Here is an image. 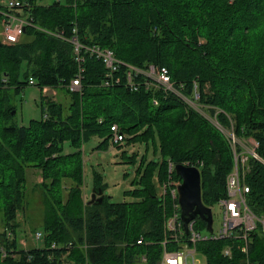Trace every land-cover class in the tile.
I'll return each instance as SVG.
<instances>
[{
  "label": "trees",
  "instance_id": "obj_1",
  "mask_svg": "<svg viewBox=\"0 0 264 264\" xmlns=\"http://www.w3.org/2000/svg\"><path fill=\"white\" fill-rule=\"evenodd\" d=\"M17 1L13 12L31 24L17 43L4 42L0 27V264H159L172 200L158 196L154 178L162 184L170 162H203L202 202L213 208L226 195L234 165L227 131L240 142L257 141L264 160V0ZM74 36L85 48L113 51L123 62L113 77L96 57L75 61ZM150 64L166 67L177 91L197 108L156 86L145 75ZM79 73L81 89L71 91ZM31 79L69 101L43 95L42 117L19 126L11 98L32 86ZM114 124L127 143L152 144L155 159L143 157L136 171L133 183L140 188L129 193L137 200L116 203L104 194L102 203L88 204L82 146L92 137L107 143ZM67 142L70 153L64 152ZM27 168L41 172L47 193L44 244L26 249L18 217L28 203ZM94 175V188L104 191L102 176ZM244 176L247 205L264 216V162L250 157ZM197 219L196 229L206 228ZM241 244L219 239L197 248L206 264H264L260 229L251 234L247 253ZM227 245L231 256L222 253Z\"/></svg>",
  "mask_w": 264,
  "mask_h": 264
},
{
  "label": "built area",
  "instance_id": "obj_2",
  "mask_svg": "<svg viewBox=\"0 0 264 264\" xmlns=\"http://www.w3.org/2000/svg\"><path fill=\"white\" fill-rule=\"evenodd\" d=\"M2 3L7 8L0 24L2 39L7 43H17L26 31V27L31 24V21L27 17L13 12L17 6H20L19 1L4 0ZM74 32H76V30H74ZM59 36L61 37V35ZM70 41L74 45L75 61L78 64L83 62V54H88L91 57L100 59L104 63L108 77H113L114 73L118 71L119 61L110 49H104L99 45H89L85 48L79 42L77 36L72 37ZM130 68L137 71L135 68ZM146 76L150 78L156 86L162 87L168 92L181 94L174 87L175 85L166 68H158L153 64L149 65L146 70ZM81 79L79 73L69 84V89L71 91H79L81 89ZM129 81H131V77H129ZM30 84H35L33 79L30 80ZM106 84L109 85V82L107 81ZM183 87L184 85H180L181 89H183ZM50 91L51 93H49ZM42 93L44 96L50 98L57 95L56 90L48 86L42 88ZM185 102L196 107L194 102L190 99H185ZM215 126L220 128L217 121ZM111 133V140L116 146L126 140V134H124L116 124L111 126ZM226 134L231 141L234 165L232 171L226 177V195L216 203L222 216V225L217 231L213 229L212 232L207 231L206 234H203L196 229V219H194L189 222L187 231L185 230L184 221L181 217L178 193V188L182 184V179L173 177V172H176L175 164L170 162L169 176L162 183V199L164 200V198L168 196L171 198L172 210L167 215L164 222V239L161 242L163 253L159 264H206L205 255L197 248L198 244L203 241L219 239H228L231 242L242 241L241 249L244 253H247L251 234L257 229H260L264 233V216L255 214L247 205V196L250 192V187L245 182L244 176V165L250 157L264 162L256 152V148L259 144L254 139L240 142L233 132L227 131ZM184 165L196 167L200 170L203 163L199 161L186 162ZM210 209L212 211V208ZM42 236V233L39 231L35 233L36 239H41ZM222 253L225 256H231V245H227ZM195 256L202 257L204 262H199Z\"/></svg>",
  "mask_w": 264,
  "mask_h": 264
},
{
  "label": "rangeland",
  "instance_id": "obj_3",
  "mask_svg": "<svg viewBox=\"0 0 264 264\" xmlns=\"http://www.w3.org/2000/svg\"><path fill=\"white\" fill-rule=\"evenodd\" d=\"M53 1L55 0H39L38 3L49 5ZM61 1L64 2V0ZM42 96L41 88L33 85L25 86L22 91L13 93L11 103L16 106L14 122L17 125L27 126L31 120L42 117ZM65 98L68 100L69 96L58 91L57 95L52 99L63 102ZM216 121L215 118L212 119L215 125ZM103 141V138L92 137L82 146L84 161V198L87 201L91 199L94 189V174L98 173L102 176L103 182L106 184L104 194L110 197V201L119 203L137 200V196L130 194L129 191L140 188V185L133 182L143 157H146L148 161L155 159L152 144H149V146L142 143L133 144L127 143L125 140L120 146H116L113 144L111 138L107 143H103ZM64 146L65 153H70L74 150L68 142ZM26 177L28 203L25 210L19 212L18 221L20 228L18 232L21 246L27 249L32 246H42L44 244L43 240L35 238V233L42 231L40 230V226H42L45 218L44 196L47 191L42 186V174L39 170L27 168ZM154 184L158 196L162 198V184L159 183L156 177L154 178ZM212 215L213 229L217 231L222 225V216L218 206H213ZM199 220H196V227L199 226ZM199 230L203 234L207 233L206 228ZM0 231H2V227H0ZM195 258L201 263L204 262L202 257L195 256Z\"/></svg>",
  "mask_w": 264,
  "mask_h": 264
},
{
  "label": "water",
  "instance_id": "obj_4",
  "mask_svg": "<svg viewBox=\"0 0 264 264\" xmlns=\"http://www.w3.org/2000/svg\"><path fill=\"white\" fill-rule=\"evenodd\" d=\"M16 111H13L15 114ZM176 174L182 179V184L178 188L181 217L187 231L190 221L200 217L203 219L209 232L213 230V215L209 207L202 202L201 173L196 167H188L183 164L175 165ZM104 191L94 189L88 204L94 202L102 203Z\"/></svg>",
  "mask_w": 264,
  "mask_h": 264
},
{
  "label": "bare ground",
  "instance_id": "obj_5",
  "mask_svg": "<svg viewBox=\"0 0 264 264\" xmlns=\"http://www.w3.org/2000/svg\"><path fill=\"white\" fill-rule=\"evenodd\" d=\"M119 61V60H118ZM123 62H121V61H119V67H120V65L122 64ZM150 65H152V64H150ZM154 65V64H153ZM157 66V65H156ZM119 67H118V70H119ZM149 67V66H148ZM158 68H166V67H162V66H157ZM167 69V68H166ZM168 70V69H167ZM145 75H146V72H145ZM170 75V74H169ZM150 79V78H149ZM179 95V94H178ZM180 97H181V99L182 100H184L185 101V99H188L185 95H183V94H180L179 95ZM199 162H201V163H203L202 161H199ZM164 239V238H163ZM139 243H141V240L139 241ZM163 247V246H162Z\"/></svg>",
  "mask_w": 264,
  "mask_h": 264
},
{
  "label": "flooded vegetation",
  "instance_id": "obj_6",
  "mask_svg": "<svg viewBox=\"0 0 264 264\" xmlns=\"http://www.w3.org/2000/svg\"><path fill=\"white\" fill-rule=\"evenodd\" d=\"M94 189H96V190H97V188H94ZM94 189H93V190H94Z\"/></svg>",
  "mask_w": 264,
  "mask_h": 264
}]
</instances>
